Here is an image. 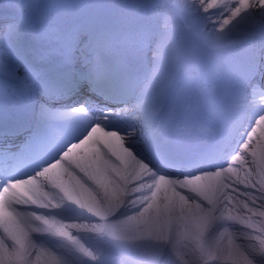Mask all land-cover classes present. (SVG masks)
<instances>
[{"label":"snow or ice","instance_id":"obj_1","mask_svg":"<svg viewBox=\"0 0 264 264\" xmlns=\"http://www.w3.org/2000/svg\"><path fill=\"white\" fill-rule=\"evenodd\" d=\"M0 7L9 10L2 17L6 22L0 24V33L14 45V51L0 53V82L6 86L16 85L24 94L21 107L14 115L8 114L6 123L0 124V137L27 135L33 145L40 146L43 142L41 126L73 113L87 116L88 101L68 106L66 110L52 106V101L72 95L85 85L97 95L115 102L113 107L98 109L99 115L94 116L79 138L67 144L55 159L32 176L6 181L0 186V192L12 191V186L18 183L40 179L44 171L57 162L68 164L63 158L92 128L98 124L103 126L102 120L119 119L129 113L133 114L136 126L130 125L126 134L105 130L123 137V147L135 162L151 173L135 184L147 183L159 176L177 181L199 179L234 166V158L246 160L248 149L254 148L250 134L258 122L264 121V90L257 87L258 77L264 82V71H260L264 67L260 64L261 51L249 46L239 57L224 56L222 63L211 70L210 83L194 81L180 70L222 56L230 46L250 42L257 32L264 40V0H244L243 4L241 0H233L228 15L216 14L218 0H147L146 4L124 6L145 9L146 18L138 20L137 25L128 30L124 28L128 17L116 15L110 4L102 6L108 10V15L74 12L71 19L55 23L37 20L42 8L39 0H2ZM251 11L262 18L252 31L229 28L242 13ZM186 13L191 19L181 25L179 21L185 20ZM29 33L35 47L26 49L24 42ZM141 69L146 70L143 77L137 76ZM249 96H260L261 102L251 103ZM220 99L227 102L232 112L229 135L234 143L221 163L211 170L174 177L158 172L130 139L137 137L139 143L154 150L163 140L192 134L196 128L207 126L200 119L201 113L206 111L209 116L217 113ZM250 105L257 107L249 112ZM106 155L114 165L122 162ZM86 167L80 165L82 176ZM257 191L261 193L259 197L250 192L249 198L264 201V184ZM142 195L146 193L133 192V197ZM67 198L70 202L74 200L72 195ZM143 203L146 205L148 201ZM16 205L20 204L9 201L6 205L13 215H19ZM59 206L53 204L52 207ZM142 207H137L136 211L140 212ZM119 215L118 212L93 214L99 221L89 226L90 230L99 232L106 223L117 222ZM82 227L85 225L71 222L72 229ZM56 236L83 257L95 260L78 236L64 230L63 226L56 229ZM0 239L6 245L4 264H38L37 257L42 252L28 233L17 235L5 228ZM254 239L256 244L251 252L260 259L248 260L246 264H264V235ZM48 252L49 264H65L60 256Z\"/></svg>","mask_w":264,"mask_h":264},{"label":"rangeland","instance_id":"obj_2","mask_svg":"<svg viewBox=\"0 0 264 264\" xmlns=\"http://www.w3.org/2000/svg\"><path fill=\"white\" fill-rule=\"evenodd\" d=\"M43 1L39 0L40 4ZM83 1H86V3L82 2L84 10L91 2L110 4L114 12L117 10L124 12L128 17L129 25H137L138 20L146 18L144 8L137 10L124 6L146 4L147 0ZM59 2L60 0H49L48 4L53 6ZM66 3V0H62L63 5ZM227 4H229L228 1ZM51 10L54 8H41L37 20L52 15ZM106 13L108 14V10ZM246 14L242 13L240 18L246 19ZM251 14L259 15L253 11ZM189 19L191 15L186 13L185 20ZM4 22L6 21L3 20L0 24ZM185 22L179 21L181 25ZM258 141L260 145H264L260 139ZM253 143L258 145L256 142ZM260 148L248 149L247 159L239 157L242 164L237 170L230 171L227 178L228 192L225 193L232 202L225 211L217 210L215 206L217 201L214 200L210 186L198 192L201 199L194 201L196 205H186L184 201L165 197L154 191L147 193L149 188L145 186H132L133 192L146 193V195L132 197V201L127 202L125 216L128 221L132 219L134 227L127 229L125 226L124 228V224L118 222L123 218L120 215L117 222L107 223L104 228L105 238L100 236L101 230L99 232L90 230L89 226L99 221V218L93 217V214H114L119 206L120 195L117 202L111 203L108 196H104L105 200L100 197L101 190L105 191L106 185L98 189L100 193L97 195L94 192H88L87 187L79 190V186L75 185L78 188L74 186V189H71V195L74 197L73 202L78 203L82 210V217L80 216L77 222L85 227L72 233L77 235L81 243L93 253L95 260L83 257L81 254L75 257L81 264H96L104 261H113L118 264H134V262L136 264H246L248 260L258 261L260 256L252 254L251 249L256 244L254 237L264 235L262 231L264 230V207L261 206L264 201L250 199L249 193L259 197L261 193L257 189L264 184V148ZM260 160H263L262 167L259 165ZM190 188L193 187L190 186ZM193 189L196 192L198 190ZM89 196H93V199L89 200L87 198ZM140 199L147 200L148 203L143 205L140 212L134 211L137 207H141ZM199 209H204L205 212L202 213ZM135 213H137L136 217L133 216ZM116 236L121 238L116 239ZM86 241L88 244L85 245Z\"/></svg>","mask_w":264,"mask_h":264},{"label":"bare ground","instance_id":"obj_3","mask_svg":"<svg viewBox=\"0 0 264 264\" xmlns=\"http://www.w3.org/2000/svg\"><path fill=\"white\" fill-rule=\"evenodd\" d=\"M230 8H228V9H226V10H223L221 13L223 14V15H228V13H227V10H229ZM219 13V12H218ZM238 18H240V16L239 17H237L236 19H238ZM259 165H261V167L263 166V160H260V162H259ZM263 170V169H262ZM263 172H264V170H263ZM54 174V173H53ZM51 178V177H50ZM47 180L49 181V179H48V177H47ZM51 180V179H50ZM52 181V180H51ZM216 182H213V180H199V181H196L195 183L194 182H192L191 184L193 185V187L194 188H197L198 189V192L200 193V192H202L203 190H206L207 188H210L208 185H213V184H215ZM105 187H106V189H105V191L103 192V196H108L109 197V201L111 202V203H114V202H117V200H119L118 199V197H119V195H121V193L123 192L122 191V188L120 187V186H118L117 184H115V183H113L112 181H108L107 183H105ZM219 185V182L218 183H216V186H217V188H215L214 186V188L213 187H211L210 189H212V195H214V200H216L217 201V203H215V206H216V208H217V210L219 211V212H221L222 210H224L225 211V209H227L230 205H231V200H230V198H229V196L224 192V185H221V183H220V185ZM104 186V185H103ZM88 193V192H87ZM90 194V193H89ZM95 195H97V193L95 192ZM94 195V196H95ZM130 196H131V194H130ZM129 196V197H130ZM179 196V195H178ZM93 197V196H92ZM91 196H89V197H87V198H89V200H92L93 198H92ZM96 197V196H95ZM130 201H132V197H130V199H129ZM184 203L186 204V205H191V204H193V205H196V204H194L192 201H187V200H184ZM45 207V206H44ZM133 207H135L134 205H133ZM202 213H204L205 212V210L204 209H199ZM134 211H136V209L134 210ZM136 215H137V213H135V214H133V216L134 217H136ZM8 220H10L9 221V223H11L10 224V229L13 231V232H15L17 235H22L23 234V232L21 231V227H19V225L18 224H15V222L13 221V218H9V217H6ZM132 218V217H131ZM120 224H124V228H125V226H126V228L128 229L129 227H134V225L132 224V219L130 220V221H128V219H125V220H119L118 221ZM9 227V226H8ZM59 242H56V245L58 244ZM4 253V252H3ZM42 256L43 255H40L39 257H37V261H38V264H49V259H48V261H45L43 258H42Z\"/></svg>","mask_w":264,"mask_h":264}]
</instances>
